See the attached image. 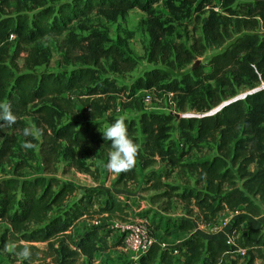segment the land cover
Listing matches in <instances>:
<instances>
[{"label": "trees", "instance_id": "1", "mask_svg": "<svg viewBox=\"0 0 264 264\" xmlns=\"http://www.w3.org/2000/svg\"><path fill=\"white\" fill-rule=\"evenodd\" d=\"M160 1L73 0L58 7L38 4L28 11L2 15L10 0H0V102L10 103L16 115L14 125L0 129V136L4 137L0 146V167L9 161L17 144L23 113L34 107L33 113L50 129L45 132L41 145L44 175L23 177L16 173L0 179V224L8 225L4 240L8 238L19 251L23 246L40 251L34 243H46L52 255L57 254V264H95L98 254L123 245V235L114 243L109 242L114 232L109 224L129 221L126 203L113 194L102 197L103 193L98 190L80 191L73 183L46 175L56 172L62 142L70 147L95 145L101 157L108 159L112 151L110 141L97 131L96 120L102 113L98 102L102 95L121 91L109 83L103 87L94 85L95 68H103V61L109 58L116 65L135 67V63L122 58L116 48L104 49L94 40H86L88 43L78 48L82 67L70 73H37L35 68L43 65L46 58L35 49L24 56L25 47L46 38L60 37L68 33L76 21L91 14L111 16L116 11L134 8L149 11ZM224 11L211 7L201 20L198 42L202 49H220L232 41L207 65L174 80L164 71L153 70L138 86L181 98L183 110L191 101V107L203 114L235 97L240 89L254 90L263 86L264 0L246 3L241 12L229 6ZM11 38H15V50L5 54L2 46ZM75 49L68 46L67 51L71 54ZM188 55L193 58L192 54ZM20 59H23L22 65ZM81 91L87 96L82 99V122L60 125L63 114L79 112L73 103V93ZM176 119L174 114L143 111L139 119L144 137L141 143L138 126L132 121L126 123L130 138L137 145L142 144L136 160L140 161L142 170H148L144 176L147 189L161 191L151 200L158 202L164 197H176L181 201L189 209L188 218L181 220L177 228L188 233L195 228L191 216L196 215V220L211 225L222 213L241 212L228 233L233 243L195 232L178 245L182 259L179 264H229L228 258L235 261L243 258L244 264H257L259 260L264 264V229L244 230L242 227L248 216H261L264 205V88L229 102L214 115L177 119L187 140L197 145L204 142L215 145L216 154L211 159L184 163L173 143L165 145ZM158 158L190 171L196 177V188L180 192L177 186L165 182L169 177L163 172L149 170L158 164ZM141 175L135 163L133 168L119 174L115 186L138 184ZM70 202L71 207L62 210ZM165 205L170 209L169 202ZM83 220L89 225L75 239L74 229ZM66 239L71 240V247L64 244ZM56 240H61L59 250L54 246ZM239 250L244 251L243 256ZM139 264H178V258L172 248L154 241Z\"/></svg>", "mask_w": 264, "mask_h": 264}, {"label": "rangeland", "instance_id": "2", "mask_svg": "<svg viewBox=\"0 0 264 264\" xmlns=\"http://www.w3.org/2000/svg\"><path fill=\"white\" fill-rule=\"evenodd\" d=\"M71 1L73 0H10L1 14H16L19 10L28 11L38 4L58 7L63 2ZM253 1L256 0H198L196 2L192 0H162L149 11L134 8L116 11L111 16L94 13L76 21L70 27L69 32L60 37L46 38L26 46L24 56L35 49L46 58L43 65L35 68L37 73L61 71L70 73L74 68L83 66L80 62L81 51L78 48L87 44L86 40H94L104 49L116 48L122 58L135 63V67L131 69L128 64L116 65L113 59L109 58L103 61V68H95L97 79L94 85L103 87L105 83H109L121 91L120 93L102 95L99 98L98 105L102 113L96 121L98 124L97 131L101 136L103 135L102 132L114 120L121 117L124 118L125 123L132 121L139 128V119L143 111L174 114L177 119L200 117L203 113L192 108L191 101L183 110L181 98L169 96L165 92L139 87L140 80L153 70L166 72L171 80L180 79L184 75L193 74L199 66L207 65L214 55L223 51L232 42L229 41L220 49L201 48L198 42L202 33L201 20L207 16L209 8L216 7L217 10L225 13L224 9L229 6L237 12H241L246 3ZM68 46L76 47L75 51L71 54L68 53ZM15 47V38H11L2 46L1 51L5 54H12ZM187 52L192 54L193 58H189ZM19 63L22 65L23 59H20ZM261 88H264V85L254 90ZM254 90L240 89L235 97L225 100L222 104L244 98ZM83 92L73 93V103L79 112L63 114L59 121L60 125L71 121L82 122L84 116L82 99L85 100L87 97ZM147 94L152 97L149 103L144 101ZM227 94H229L228 91ZM33 110L34 107L20 117L22 130L18 131L16 135L17 144L9 161L0 167V179L16 173L23 177L43 176L45 173L41 145L45 132L50 129L40 117L33 113ZM177 119L173 122L170 138L165 145L173 143L178 154L182 155L184 163L213 158L216 154L215 145L211 142L197 145L187 140ZM29 126L39 130L35 137H24L23 129ZM138 135L141 143L144 141V137L140 128ZM3 139L4 137L0 136V146ZM26 140L31 141L32 148L24 149L21 147ZM141 146L142 144H138V148ZM106 163L107 160L101 157L95 145L81 144L70 147L66 142H62L56 162V172L54 175L47 174L46 176H54L63 182L73 183L80 191L94 189L101 191L102 197L113 194L121 198L128 205L130 219L146 223L150 237L154 241H158L167 247L177 246L182 236L176 230L173 232L172 228L177 226L181 220L188 218L189 209L176 197H164L158 202H153L151 198L161 191L147 189L144 176L148 170L141 169L139 160H136V163L142 174L139 179L140 182L138 184L131 183L128 185L129 187L115 186L120 173L110 172ZM151 169H156L158 172L167 175L169 178L165 179V182L177 186L180 192L188 188H196V177L187 169L171 166L160 158H158V164L149 170ZM167 202L171 205L170 209H166L165 204ZM71 204L72 202L62 210L69 209ZM240 214L241 212L222 213L219 215L218 221L211 225L196 220V215L191 216V218L195 220L197 227H202V232L216 236L220 233L218 227L224 221L233 224ZM120 225L119 221H113L109 224V228L115 232L114 235L123 234ZM243 226L244 230L246 227L252 226H261L264 229V205L261 216H248L247 222ZM7 228L8 225L5 222L0 224V264H57L55 262L57 254L53 253L52 255L46 243H34L35 248L40 251L31 249L32 255L28 260L16 254L19 252L18 249L15 252L5 251V245L9 247L15 245L9 243L8 238L4 240L3 234ZM81 230V227L74 229L75 239L80 235ZM113 238L114 236H111L109 242H112ZM63 242L66 246H72L71 240L66 239ZM23 243L25 244V242ZM60 244L61 240H56L54 242L55 249L59 250ZM128 252L124 245L110 249L105 253L98 254L95 264H119V262L125 264L130 261ZM227 262L229 264H235V262L236 264H244V259L235 261L234 258H228ZM257 264H262V261H257Z\"/></svg>", "mask_w": 264, "mask_h": 264}, {"label": "clouds", "instance_id": "3", "mask_svg": "<svg viewBox=\"0 0 264 264\" xmlns=\"http://www.w3.org/2000/svg\"><path fill=\"white\" fill-rule=\"evenodd\" d=\"M16 122V115L12 111V106L8 102H0V129L6 126L14 125ZM38 129L29 126L23 129L24 137H35L38 134ZM104 139L110 141L111 149L108 153L106 167L110 172L122 173L127 172L134 167L136 163V156L138 153V145L130 138L127 125L123 117L114 120L103 132ZM22 148L29 149L33 147L31 141L26 140ZM17 246L9 247L5 245L4 250L7 252H15ZM28 260L32 255L31 249L28 246H23L20 251L16 253Z\"/></svg>", "mask_w": 264, "mask_h": 264}, {"label": "built area", "instance_id": "4", "mask_svg": "<svg viewBox=\"0 0 264 264\" xmlns=\"http://www.w3.org/2000/svg\"><path fill=\"white\" fill-rule=\"evenodd\" d=\"M169 96L173 97V94H169ZM152 100L150 95H146L145 102L149 103ZM228 103H224L221 106L206 112L203 115H214L216 112L221 110L223 106ZM179 116V115H178ZM200 116V117H201ZM121 200V198H119ZM122 201V200H121ZM120 228L123 229V245L124 247L132 253V259L128 262V264H139V260L143 254L147 252L151 244L154 240L150 237L149 228L146 223L140 220H132L129 219L127 222H120ZM232 224L228 221H224L223 224L218 227L219 233L215 236V238H224L228 243H233L232 238L228 235ZM163 247H167L162 244ZM178 245L172 248V252L176 258H178V264L182 262L179 251L177 249ZM241 256L244 255V251L239 250Z\"/></svg>", "mask_w": 264, "mask_h": 264}, {"label": "crops", "instance_id": "5", "mask_svg": "<svg viewBox=\"0 0 264 264\" xmlns=\"http://www.w3.org/2000/svg\"><path fill=\"white\" fill-rule=\"evenodd\" d=\"M154 170V169H153ZM156 170V169H155ZM157 171V170H156ZM129 187V186H128ZM129 210V209H128ZM223 214H226V213H223ZM130 217H131V215H130ZM233 217V216H232ZM246 224V223H245ZM89 225V222L88 221H86V220H84V221H82L80 224H79V227H81L82 228V230H81V233L80 234H82L83 232H84V230H85V228L87 227ZM244 227V226H243ZM252 227H256V228H258V227H261V226H252ZM248 228H251V227H248ZM247 227L245 228V229H248ZM202 227H197L196 225H195V228H194V231L193 232H190V233H188V232H182V231H180L178 228H177V226H174V228H172V231L173 232H175V230L176 231H178L180 234H181V236H182V239L181 240H179L178 241V244L177 245H179V244H181L184 240H186L190 235H192L193 233H195V232H199V233H201V234H203L204 236H206V237H208V238H215V236H211V235H209V234H206L205 232H202ZM114 233L115 232H113V234H112V237L114 236V238H113V240H112V242H110V243H114L116 240H118L119 239V237L121 236L120 234L119 235H114ZM122 245H120V246H118V248L119 247H121ZM171 248H174L173 246H170ZM114 248H117V247H114ZM114 248H111V249H114ZM129 253V256H130V260H131V258H132V253L131 252H128ZM121 262H123V261H121ZM129 262V261H128ZM127 262V263H128ZM119 264H122V263H120L119 262ZM124 264V263H123Z\"/></svg>", "mask_w": 264, "mask_h": 264}, {"label": "water", "instance_id": "6", "mask_svg": "<svg viewBox=\"0 0 264 264\" xmlns=\"http://www.w3.org/2000/svg\"><path fill=\"white\" fill-rule=\"evenodd\" d=\"M258 90H260V89H258ZM258 90H254L253 92H255V91H258ZM252 93V92H251ZM236 100V99H235ZM178 116V115H177ZM179 117V116H178Z\"/></svg>", "mask_w": 264, "mask_h": 264}]
</instances>
